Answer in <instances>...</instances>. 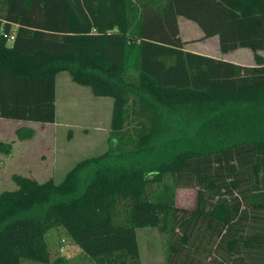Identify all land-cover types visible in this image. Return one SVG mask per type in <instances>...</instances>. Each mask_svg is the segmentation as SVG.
<instances>
[{
  "label": "trees",
  "instance_id": "obj_1",
  "mask_svg": "<svg viewBox=\"0 0 264 264\" xmlns=\"http://www.w3.org/2000/svg\"><path fill=\"white\" fill-rule=\"evenodd\" d=\"M178 16L255 63L185 50ZM263 47L264 0H0V118L55 122L63 71L122 92L107 150L59 182L12 175L0 264L49 262L52 230L104 264H141L146 227L166 235L165 264H264ZM180 187L192 208L175 204Z\"/></svg>",
  "mask_w": 264,
  "mask_h": 264
},
{
  "label": "rangeland",
  "instance_id": "obj_2",
  "mask_svg": "<svg viewBox=\"0 0 264 264\" xmlns=\"http://www.w3.org/2000/svg\"><path fill=\"white\" fill-rule=\"evenodd\" d=\"M178 22L183 37H194L201 33L199 27L185 17L178 16ZM184 23H188L190 28L185 27ZM89 37L91 39L86 43V46L90 48L88 55L91 61H96L95 55L98 54L94 48L102 49L101 40L97 34ZM238 50L249 51L246 47H238L236 50L221 52V54L224 59H232ZM101 62L102 59L98 63ZM118 75H121L120 72ZM55 94V119L59 125L48 127L46 134L40 133L43 138L42 148L37 145L34 150H41L42 157L48 162L49 159H54L55 166L50 163V171L47 174L52 175L50 177L54 182H59L78 161L98 155L109 148L112 142L110 141L111 131L122 127L120 122L122 92L116 86L98 78L93 79L89 87L79 85L70 79L67 72L63 71L56 75ZM46 179L48 178H37L38 181ZM14 188L13 180L4 172H0V192ZM194 198V188L176 189L175 204L177 206L192 208ZM136 236L141 264H165V234L157 229L146 227L136 230ZM48 241L49 262L39 263L22 259L21 264H104L100 258H89L60 231H50ZM57 259H60L59 262L56 261Z\"/></svg>",
  "mask_w": 264,
  "mask_h": 264
},
{
  "label": "crops",
  "instance_id": "obj_3",
  "mask_svg": "<svg viewBox=\"0 0 264 264\" xmlns=\"http://www.w3.org/2000/svg\"><path fill=\"white\" fill-rule=\"evenodd\" d=\"M184 26L190 28L188 23H184ZM178 27L180 37L185 41V50L224 59L219 50L217 35L202 38L203 33L201 31L200 34L198 33L194 37H183L179 22ZM258 53L264 57V47ZM225 60L241 65H253L255 63L253 52L250 49L249 51L238 50L232 59L225 58ZM58 125L59 122L56 119L53 123H40L0 118V143L5 144L0 147V172H4L10 179H12L13 174L28 176L36 180L43 177L51 178L50 176L52 175L47 173L50 171V163L55 166L54 159H49L48 162L42 157L41 150H34V147L38 145V147L41 146L42 148L43 138L40 133L46 134L48 127ZM18 131L23 137L17 136ZM29 131L31 135L26 136ZM36 154H38V157L35 156ZM52 169L53 171L55 170L53 167Z\"/></svg>",
  "mask_w": 264,
  "mask_h": 264
},
{
  "label": "built area",
  "instance_id": "obj_4",
  "mask_svg": "<svg viewBox=\"0 0 264 264\" xmlns=\"http://www.w3.org/2000/svg\"><path fill=\"white\" fill-rule=\"evenodd\" d=\"M13 38V36H10V39H12Z\"/></svg>",
  "mask_w": 264,
  "mask_h": 264
}]
</instances>
